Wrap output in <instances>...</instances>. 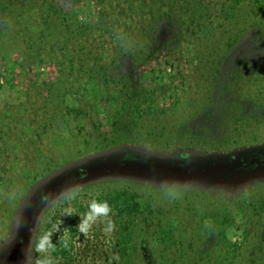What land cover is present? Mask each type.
Instances as JSON below:
<instances>
[{"label":"trees","instance_id":"1","mask_svg":"<svg viewBox=\"0 0 264 264\" xmlns=\"http://www.w3.org/2000/svg\"><path fill=\"white\" fill-rule=\"evenodd\" d=\"M44 1L40 6V19L45 30L40 33L41 41L38 43L42 49L36 52L30 49L27 59L30 63L46 59L55 62L59 68L58 77L39 86L32 82L26 100L27 110L32 113V121L26 122L30 125L24 132L27 134L26 139L23 134L8 135L10 141L13 137L15 141L6 143L3 151H7L11 144L10 150L18 148L25 154L26 150H30L31 144L38 149L37 144L45 136H54L63 128L67 134L64 141L67 142V138L72 141L83 139L88 144V136L83 132L84 126L88 121L100 131L97 119L100 100H106L112 108L113 137L117 140L163 142L181 140L193 134L208 143L224 139L228 141L231 138L238 140L242 136V132L227 135L224 130H215L222 126L223 121V115H217L215 111L223 108L224 101L221 106L220 103L216 104L214 112L203 107L204 113L199 120L207 125L206 130L193 132L178 127L190 122L192 115L188 109L194 107L199 100L194 99V104L190 102L192 99L187 101L178 95L172 109H160L158 96L171 89V86L147 87L140 80L139 71L142 66L163 53L176 54L178 59L186 62L190 49L194 51L195 58L200 57L201 63L222 65L226 52L223 46L232 48L246 27L256 24L264 32V0H162L160 3L156 0H99L97 15L94 20L86 23L78 21L77 4L80 0ZM2 20L0 9V29ZM121 37L124 38L123 41ZM31 43L36 45L37 41ZM215 67L220 68V65ZM180 77H183L182 74ZM222 87L223 92L224 89L227 90V87ZM44 89L48 91L45 98L42 93ZM40 101H43V106H40ZM242 101L244 104L239 111L241 114L234 119H231V115L230 122L247 124L254 118L259 122L257 118L264 115V100L258 102L250 95ZM249 108H254V112L248 111ZM40 119L42 124L35 128ZM241 153L249 163L247 170L264 171V147L250 148L236 155L220 156L199 155L186 150L154 156L125 148L75 163L36 189L32 207L24 214L25 221L16 236V244L24 248L29 243L33 224L45 207L41 201L42 195L46 198L54 197L62 188L72 185H79L81 188L88 179L103 175L125 177L145 174L156 179L178 181L230 176L237 172L239 163H236V159ZM1 155L4 156L5 153ZM72 157L73 155L65 156L64 162ZM198 159L207 160L212 166L199 167L196 163ZM6 164L12 166L8 161ZM56 166L57 162L50 161L46 171H52ZM9 172L0 161V190L9 192L8 194L14 188V180ZM97 199L99 202L107 201L111 206L110 219L115 228L110 233L102 229L101 233H106V247L101 245L98 256L91 254L90 258L86 256V247L90 241L76 227L80 216L88 211V205L78 195L70 203L59 202L53 209L49 230L63 220V228L67 234L51 235L52 243L56 245L51 256L58 259L60 264H133L131 256L134 245L138 235L144 231L140 228V222L148 221L143 217L138 196L129 190H116L98 195ZM5 202L9 205V200L6 199ZM50 202L51 199L48 204ZM69 208L75 210L70 217L65 215V210ZM95 233L96 237L101 234L98 231ZM62 238L68 239V248L63 247ZM258 242L264 264L263 231ZM79 243L83 244L84 249L79 250ZM92 256L96 258L93 261ZM211 263V260L207 262ZM216 263L238 262L235 258H226L218 259Z\"/></svg>","mask_w":264,"mask_h":264},{"label":"rangeland","instance_id":"2","mask_svg":"<svg viewBox=\"0 0 264 264\" xmlns=\"http://www.w3.org/2000/svg\"><path fill=\"white\" fill-rule=\"evenodd\" d=\"M161 1L156 0L159 3ZM43 2L0 0L3 17L0 29V80L5 81L0 84V155L5 153L1 155L0 161L10 170L9 175L14 180L10 194L0 190V250L4 253L0 257V264H35L38 254L32 248L34 235L50 232L67 236L63 220L49 230L53 209L60 204L50 202V207L45 206L41 210V222L37 223L36 220L33 224V233L27 246H18L15 241L25 221L24 215L21 217L17 212L20 193L29 192L32 201L41 184L68 166L125 148L154 156L185 150L199 155L220 156L264 147V115L257 118L259 122L255 118L247 124L230 122L231 115V119H234L241 114L239 111L244 104V97L251 95L258 102L264 100V32L256 24H251L241 31L240 39L232 48L223 46L226 52L222 65L201 63L200 57L195 58L194 51L186 48L189 50L186 62L178 59L176 54L163 53L139 71V78L147 87L171 86V89L158 96L160 109H172L178 95L187 101L192 99L190 102L194 104V99L199 100L188 109L192 115L190 122L178 127L193 132L206 130L207 125L199 120L204 113L203 107L214 112L216 104L220 103L221 106L224 101L223 108L215 111L217 115H223L222 126L215 130H224L227 135L242 132V138L206 143L203 138L192 134L181 140L163 142L117 140L113 137L112 108L109 102L100 100L97 119L101 129L98 132L95 126L86 121L83 132L88 136V144L83 139L72 141L67 138L68 141H64L67 134L63 128L54 136H45L37 144L38 149L31 144L25 154L18 148L10 150L11 144L7 151H3L6 143L15 141V137L10 141L8 135L23 134L24 138L27 135L24 132L30 125L26 122L32 121V113L27 110L26 100L32 82L39 86L58 77L59 68L55 62L45 57L46 60H34L31 63L27 59L30 49L34 52L42 49L38 43L41 41L40 33L45 30L40 19ZM77 11L80 23L94 20L99 11V0H80ZM31 41H37L36 45ZM215 65H220V68ZM181 74L183 77H180ZM220 86L227 87V90L223 92ZM42 93L44 98L47 97V89ZM40 106H43V101H40ZM248 111L254 112V108ZM41 124L40 119L35 128ZM96 127L98 129V125ZM31 128L34 130V126L31 125ZM68 155L73 157L64 162L63 158ZM7 161L12 166L6 164ZM50 161L57 162V166L52 171H46ZM196 163L203 168L212 166L211 162L204 159H198ZM116 190L135 193L143 217L148 219L140 222V228L144 231L136 238L131 256L133 264H207L210 260L211 264H217L218 259L226 258H235L236 264H263V253L259 251L258 241L264 232V171L242 170L230 176L199 181L156 179L145 174L125 177L103 175L85 181L79 195L82 202L88 205L92 200L98 201V195ZM170 192L178 193V198H171L168 195ZM13 193L16 198H13ZM6 199L9 205H6ZM104 226L106 224L101 222L94 224L86 236V240L90 241L86 247L87 258L91 254L98 256L101 245L106 247V233H101ZM95 231L101 234L96 237ZM78 247L79 250L84 249L82 243ZM95 259L92 256L91 261ZM54 260L60 264L58 259ZM199 261L201 263H197Z\"/></svg>","mask_w":264,"mask_h":264},{"label":"clouds","instance_id":"3","mask_svg":"<svg viewBox=\"0 0 264 264\" xmlns=\"http://www.w3.org/2000/svg\"><path fill=\"white\" fill-rule=\"evenodd\" d=\"M123 37L121 40L123 41ZM80 194V186L72 185L67 188H62L60 193L56 194L54 197H45V195L41 196V201L45 206L50 207L48 204V200L51 199L52 203L59 202H68L70 203L72 200H75L76 197ZM168 195L171 198H178V193L170 192ZM13 198H16V194L13 193ZM32 207V201L30 199L29 192H21L20 193V205L17 208V212L21 217H23L24 213L28 211ZM74 209H66L65 215L72 216L74 214ZM112 213L111 206L104 202H98L97 200H92L88 204V211L80 216L79 223L76 225L78 231L85 236H88L92 226L97 224L98 222L104 223L107 227L104 229L105 232L110 233L114 230L115 224L110 219V214ZM42 220V213L40 216H37V223H40ZM51 233L45 232L40 235H34L32 240V248L33 251L38 254L35 259V264H56V261L52 258L51 253L56 250V245L52 243ZM62 244L64 248L69 247V242L67 238H62Z\"/></svg>","mask_w":264,"mask_h":264},{"label":"flooded vegetation","instance_id":"4","mask_svg":"<svg viewBox=\"0 0 264 264\" xmlns=\"http://www.w3.org/2000/svg\"><path fill=\"white\" fill-rule=\"evenodd\" d=\"M244 156H245V155H244ZM244 156H243V153H241V154L238 155V157H237V159H236V163H239L238 167L236 168V171H237V172H240V171H242V170H247L246 167L249 165V163H247V162L245 161ZM230 161L233 162V158H230ZM233 163H235V161H234ZM34 195H35V194H34ZM32 202H33V200H32ZM26 212H27V211H26ZM18 246H19V245H18ZM3 254H4V253H3V250H0V257H2ZM0 260H2V259L0 258Z\"/></svg>","mask_w":264,"mask_h":264},{"label":"built area","instance_id":"5","mask_svg":"<svg viewBox=\"0 0 264 264\" xmlns=\"http://www.w3.org/2000/svg\"><path fill=\"white\" fill-rule=\"evenodd\" d=\"M5 81L3 79L0 80V84H4Z\"/></svg>","mask_w":264,"mask_h":264},{"label":"water","instance_id":"6","mask_svg":"<svg viewBox=\"0 0 264 264\" xmlns=\"http://www.w3.org/2000/svg\"><path fill=\"white\" fill-rule=\"evenodd\" d=\"M58 175H60V173H59ZM58 175H56V176H53V178L57 177ZM51 179H52V178H51Z\"/></svg>","mask_w":264,"mask_h":264}]
</instances>
